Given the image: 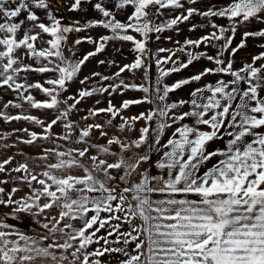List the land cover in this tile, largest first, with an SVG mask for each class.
Listing matches in <instances>:
<instances>
[{"label": "snow or ice", "instance_id": "1", "mask_svg": "<svg viewBox=\"0 0 264 264\" xmlns=\"http://www.w3.org/2000/svg\"><path fill=\"white\" fill-rule=\"evenodd\" d=\"M82 2L73 0L69 10H79ZM196 2L116 0V9H133L128 22L124 23L116 19L104 0H99L93 8L101 19L91 20L83 26H65L51 12H47L48 23L37 14V10L49 9L48 0H0V89L10 90L17 97L2 105L0 119L5 122L29 121L42 129L39 133L27 128L17 130L27 133L28 138L21 140L22 143L31 145L38 140H50L54 145L45 148L41 156L16 163L15 167H9L15 160L13 156L0 160V174H21L0 179V185L12 179L26 183L30 189L17 200L12 194L19 189L13 188L11 193H6L5 188L0 187V194L7 196V199H0V205H14L13 215H42L47 220L42 224L46 231L38 236L13 231L9 225L0 222V264H103L101 258L106 254L123 255L125 259L119 264H264V64H257L264 60V52L238 70L233 69L231 60L226 63L222 59L224 51L230 50L234 54L244 47L248 37H264V30L244 32L241 43L236 48L230 47L238 25L251 19L264 22V0H231L227 5L213 6L206 11L193 7ZM166 11L173 15L164 22L157 24L151 18L162 16ZM194 15L209 19L208 26L214 31L197 40L186 39L176 49H158V53L167 52L168 55L155 59L159 72L155 85L129 84L120 80L119 84L82 89L78 98L60 99L82 65L102 52L110 40L131 41L138 53L135 61L121 67L115 77L119 78L126 70L143 68L147 79L151 67L145 64L146 58L151 59L147 55L149 34L178 27ZM212 17L226 18L229 27L216 24L210 19ZM94 27L109 29L112 35L101 36L99 41L91 36L77 39L76 45L84 41L95 44V51L76 61L66 58L62 46L67 33ZM197 27L193 24L189 30ZM130 31L138 33L141 39L128 34ZM229 32L231 35H227ZM45 34L50 37L46 41ZM202 44L218 48L217 54L212 56L189 50ZM178 52L185 53L187 60H174ZM24 57L35 64L26 63ZM201 58L213 62L216 67L205 68L199 74L171 85L164 83L171 73L179 72ZM169 63L173 67H163ZM31 72L56 75L45 83H32L27 76H22ZM210 74H227L232 79H219L214 84L197 87L191 91L189 100L167 103L169 93ZM92 75L96 77L100 73ZM88 79L85 77L80 83ZM109 79L101 76L102 81ZM32 89L39 90L48 99L37 100L31 94ZM129 89L146 94L151 92L155 100L146 95L142 99L124 100L119 107L109 100L108 107L90 109L84 117L88 119L105 113L111 117L105 124L79 128L70 119L71 112L85 97L96 93L111 95ZM68 100L73 103L69 104ZM25 102L30 108L53 110L57 115L46 123L23 111L16 115L6 111L10 107L23 109ZM145 102L156 103V106L138 116L121 115L131 105ZM185 105L189 106L188 111L175 112ZM117 117L121 120L116 126L120 132L133 130L139 120L146 123L139 129L136 139L114 135L106 144L90 143L94 130H99L101 137H107L104 129L112 126ZM186 119H191L192 124L180 123ZM58 123L64 131L55 135L52 130ZM175 124L178 126L162 144L165 130ZM201 126L210 130H202ZM6 135L9 134H0V139ZM225 137L223 149L207 151L210 141ZM145 146L147 151L142 153L140 149ZM92 149H95L94 154ZM153 151L162 152L154 164L160 170L158 175H151L149 169L141 171L142 165L151 161ZM108 157L115 159L110 162ZM216 157L220 159L201 173V167ZM50 158L55 162H48ZM29 160L33 163L41 161L42 164H35V167L42 170L35 171ZM74 169L82 174H72ZM112 170L123 173L119 180L125 186L119 192L110 184L116 179ZM154 196L159 198L154 199ZM50 210H56V215H51ZM136 220L139 223H135ZM77 221L79 227L73 223ZM123 224H128V231H121ZM101 230L106 234L99 235ZM113 236L115 240H110ZM113 243L124 247H111ZM132 243L135 248L129 252L127 246ZM94 244L101 246L89 251Z\"/></svg>", "mask_w": 264, "mask_h": 264}, {"label": "rangeland", "instance_id": "2", "mask_svg": "<svg viewBox=\"0 0 264 264\" xmlns=\"http://www.w3.org/2000/svg\"><path fill=\"white\" fill-rule=\"evenodd\" d=\"M73 0H48L49 9L45 10H37V14L41 17L45 23H48L47 20V12H51L56 18L60 19L62 24L65 26H83L87 24L91 20H98L102 17L100 14L93 8V4L99 2V0H83L81 8L76 11H71L70 6ZM116 0H104L105 6L112 10L115 14L117 20L127 23L128 16L131 14L133 9L131 7L125 9H116L115 8ZM53 4V5H52ZM208 4V6H207ZM214 6L215 1H214ZM58 7H57V6ZM187 6V5H186ZM200 11H206L210 8V3H207V0H197L195 5ZM173 13L171 11H166L162 16L156 17L152 16L151 18L154 20L155 23L159 24L161 22L166 21L172 17ZM21 19L24 17L21 16ZM216 18V17H215ZM216 20V19H215ZM217 22V23H216ZM216 24L222 25L224 27H229L230 22L224 18L221 20H216ZM209 19H206L199 15H194L190 21H186L178 27H174L173 29L165 30L161 33H150L149 38L147 40V49L149 53L147 55L151 56V59L145 60V64H150L151 67L148 69L147 79L145 78V69H139L136 71H125L121 73L119 78L115 77V73L119 71L121 67L126 64H131L135 61L138 53L134 50V44L131 41H122V40H110L107 42L105 49L98 53L97 55L90 57L84 65H82L80 72L77 74V77L68 83V85L74 89L72 90L71 96H76L78 98V93L82 89H92L93 87H100L101 85L107 86L108 84H119L120 80H123L125 83L129 84H145L148 86L149 83L155 85V81L159 75L157 65L155 64V59L157 56L163 57L167 56L168 53H158L157 50L160 48L165 49H176L180 45H183L186 39L197 40L201 36L208 34L211 31H214L211 27L208 26ZM196 24L198 27L190 31L191 25ZM199 25H204V27H199ZM248 26V25H246ZM239 27V25H238ZM237 27V28H238ZM244 32H255V31H248V30H239L237 29L235 37L232 41L231 48H236L243 39ZM128 34H131L136 37V39H141L138 33L130 31ZM105 35H112L109 29H105L103 27H94V28H87L84 31L80 32H70L67 33V40L62 46L63 54L66 58L72 61L82 59L88 52L95 51L96 45L93 43H89L87 41L82 42L79 45H76L74 42L77 39H82L83 37L91 36L94 40L99 41L101 36ZM227 35H231V33H227ZM157 36L159 37L157 39ZM221 43V42H216ZM264 37H248L245 40V46L239 48L234 54L231 53L230 50L224 51L222 59L227 63L228 60H231L233 63V69L238 70L244 67L245 64L252 63V58L254 56L259 55L261 52H264ZM190 51L193 52H206L208 55L215 56L217 54L218 48L211 47L208 45L202 44L199 48H189ZM174 60L186 61L187 56L185 53L178 52ZM100 61H104L103 64ZM257 64H264V60L258 61ZM163 67L171 68L173 67L172 63L164 65ZM216 65L213 62L208 61L206 58H201L198 61H194L191 65L187 68L180 70L179 72H173L168 77L164 79V83L169 85L175 83L181 79H187L193 75L199 74L205 68H215ZM93 73H100V76L93 77ZM101 76H108L110 77L109 80L102 81ZM85 77L89 79L81 84L80 81L84 80ZM219 79L230 80L232 77L227 74H210L204 76L200 81H196L190 83L188 85H184L180 89H177L171 93H169V97L167 99V103L178 102L174 99L180 100H189L190 93L197 87H202L208 83H215ZM243 87V85H242ZM148 95L151 99L155 100V96L153 93H144L142 91L137 90H120L115 93L109 95V93L104 94H93L92 96L85 97L81 100L82 102H89L94 103L100 106H105L108 104L109 100H111L113 105L120 106L124 100H137L142 99ZM99 101V103H97ZM156 103H159L158 101ZM156 103H141V104H134L130 107L133 108H142L144 107L147 111L154 108ZM189 106L186 105L185 108L179 107L175 110L177 114L188 111ZM180 123H188L192 124L191 119H186ZM178 124L173 125L171 128L165 130L164 134L170 135L175 130ZM152 127H155V122H152ZM202 130H210L204 126H201ZM170 137V136H169ZM168 137V138H169ZM152 139V138H151ZM154 199L158 198L157 196L153 197ZM106 234L105 230H101L100 234ZM102 243V242H101ZM101 246V245H99ZM106 254L104 258L107 260L109 257L114 260V262H119L122 260L123 255L121 254ZM109 264V263H107Z\"/></svg>", "mask_w": 264, "mask_h": 264}, {"label": "crops", "instance_id": "3", "mask_svg": "<svg viewBox=\"0 0 264 264\" xmlns=\"http://www.w3.org/2000/svg\"><path fill=\"white\" fill-rule=\"evenodd\" d=\"M60 1V0H57ZM214 1H215V5L216 7H221L224 5H227L228 3L231 2V0H207V3H210V7L214 6ZM53 5V4H52ZM57 6V5H56ZM208 6V4H207ZM58 7V6H57ZM211 20H213L214 22H216V20H219V17H212L210 18ZM216 19V20H215ZM224 18H221V20H223ZM217 23V22H216ZM248 25V26H246ZM239 30L243 29V30H248V31H260V30H264V22H262L261 20H257V19H251L250 21H248L247 23H243L240 24L239 27L237 28ZM50 37L45 34L44 35V40L46 41L47 39H49ZM38 46H43V47H47L46 44H38ZM24 60L26 63H33L35 64L34 61L30 60L27 57H24ZM55 73H35V72H31V73H24L22 74V76H27V79L29 82H37L39 81L40 83H45V81L49 78H55ZM45 86L47 87L48 85L45 84ZM72 89L68 84H67V91L62 92L60 99H67L68 97L71 96L72 93ZM31 94L37 99V100H45L48 99V97H46L42 92H40L39 90L36 89H32L31 90ZM264 94V93H262ZM17 97L15 95V93H13L10 90L7 89H0V110L2 109V105L4 103H6L8 100H16ZM176 101H180V99H174ZM19 102V101H18ZM68 103L71 104L73 103L72 100H68ZM116 107H119L117 105H115ZM132 106V105H131ZM186 106V105H185ZM184 106V108H185ZM108 107V104L105 106H100L94 103H89V102H80L79 104H77L76 109L73 110L70 114V119L74 122H76L79 126V128H83L86 127L88 124H95V123H100V124H105V122L108 119H111V117L108 114L105 113H101L100 115L96 116V117H89L88 119H84V117L88 116L89 110L90 109H95V108H106ZM6 111H8L9 114L11 115H16L19 114L23 111L24 114H30V115H34L37 116L39 119L44 120L46 123L50 122L52 119L55 118V116L57 115V113L53 110H49V109H33L30 108L28 106V104L25 102L23 109H16V108H9ZM141 112H147V110L142 107V108H133V107H129L128 109H125L122 111L121 115L123 117H132V116H138ZM121 122L120 118L117 117L116 119H114L112 121V126H106L105 127V131L108 133L107 137H101L99 130H94L92 133V136L90 137V143H94V144H106L107 139L111 138L112 136H120L122 139H136L139 135V129L141 127L145 126V121L143 120H139L135 123L134 129L131 131H125V132H120L119 129L116 127L117 125H119ZM27 128L29 131H36V132H41L42 129L35 125L32 124L29 121H12V122H5L2 119H0V134H9L6 135L4 139H0V160L5 159L9 156H13L15 158L14 162L12 165H10L9 167H15L16 163L19 162H24L25 160H27L28 158H36L42 155L43 150L45 148H52L54 145L52 143V141L48 140H38L36 143L34 144H25L20 142L23 139H27V133L23 132V131H17L20 129H24ZM53 133L55 135H60L63 134V127L61 124H57L55 126H53ZM77 135H78V129H77ZM171 136L164 134V136L161 139V143H166L168 137ZM19 137V139H18ZM227 137H225L222 140H213L210 141L206 148L207 151L211 152L214 151L216 149H223L225 147V143H226ZM149 142H152V139L150 137ZM59 143L64 144V141H59ZM3 145H9V147H3ZM67 146V145H66ZM74 147H86L87 145H72ZM115 149V146H113ZM92 153H95V149L91 150ZM140 151L146 152L147 151V147H142L140 149ZM162 155V152H155L153 151L151 153L152 159L149 163H146L144 165H142L141 171H143L144 169H149V172L151 175H158L160 174V170L156 169L154 167L155 162L160 158V156ZM109 161L111 162L112 160H114V157H108ZM220 159V157H216L214 158L212 161L206 163L204 166L201 167L200 172L203 173L204 171L207 170V168L211 167L212 164L216 163V161ZM48 162H55L54 158H50ZM30 165H32L35 168V171L39 172L42 169L39 167H35V164H42L41 161L36 160L34 163L32 160H29ZM151 165V166H150ZM72 174H76V175H80L82 174V172H80V170H72ZM112 176L116 177L115 180L110 181V184L112 187L116 188V191L119 192L121 191V189L125 186L123 182H121L119 180V176L122 175L123 173L120 170H112ZM21 175L20 173H8V174H0V179H8L9 176H19ZM0 187H4L5 188V192L6 193H11V190L13 188H17L19 189L17 192H15L14 194H12V198L13 199H20L21 197H24L25 195H27L30 191V189L28 188L26 183H23L21 181H17V180H12L9 179L7 184H3L0 185ZM159 198V197H158ZM0 199H7V196L5 194H0ZM15 206L14 205H0V222L4 223L5 225H9L11 227V229L13 231H19L22 232L24 234L27 235H31V236H38L43 234L46 230L42 228V224L47 222L45 216L42 215H36L33 216L31 214H26V213H19L16 215H13V208ZM51 215H56V210H50ZM103 215V214H102ZM77 227L80 226V223L77 222H73ZM113 224L116 223V221L112 222ZM135 223H139L138 220L135 221ZM4 230H8V229H4ZM129 230V226L128 224H123L121 227V231L122 232H126ZM100 235H104L100 234ZM110 240H115V236L113 237H109ZM111 247H124L123 244H111ZM100 247L98 244H94L89 248V251L93 250L94 248ZM128 247V251L132 252V250L135 248V244L132 243L130 245L127 246ZM113 254H110L109 256H112ZM124 257V256H123ZM102 262L103 264H119V262H114L113 259H111L109 257V259L107 260L106 258L102 257ZM125 259L122 258V260Z\"/></svg>", "mask_w": 264, "mask_h": 264}]
</instances>
